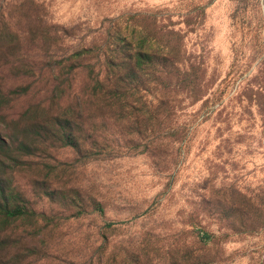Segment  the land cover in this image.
Here are the masks:
<instances>
[{
	"label": "rangeland",
	"instance_id": "374dc122",
	"mask_svg": "<svg viewBox=\"0 0 264 264\" xmlns=\"http://www.w3.org/2000/svg\"><path fill=\"white\" fill-rule=\"evenodd\" d=\"M41 36L95 47L110 106L24 116ZM0 88V264H264V0H0Z\"/></svg>",
	"mask_w": 264,
	"mask_h": 264
},
{
	"label": "trees",
	"instance_id": "16d2710c",
	"mask_svg": "<svg viewBox=\"0 0 264 264\" xmlns=\"http://www.w3.org/2000/svg\"><path fill=\"white\" fill-rule=\"evenodd\" d=\"M4 41V39H3ZM17 46L19 47V54L12 55L14 62L11 66V71L13 72V76L15 79L24 80V79H32L33 81L43 79L44 72H49V77L54 80V84L52 85L53 89L51 91V95L49 96L50 106H48V102H39L31 106L25 113L26 115H36L41 116L45 112L47 116H53L54 120L59 121L61 119L67 118H78L83 119L87 112H95L98 108L96 102H90L87 104L86 101L83 100L84 96H88L92 98L101 97L100 92H104L107 98L103 97L104 104L109 105L111 103V96L112 92H116L120 87V80L119 77L114 88H108L105 85V82L111 78L110 74L108 76H103V74L96 71L97 65L92 63L91 57L93 56L94 48H81L79 53L75 54L73 57L66 59L64 57H58L53 61L52 59L49 61V53L52 46H57L56 40L55 44L53 45L52 40L44 39L41 37L28 39L27 45L34 49V57H30L25 53L26 51L22 52L25 40L16 39ZM9 50V49H8ZM38 52L43 55H38ZM143 52V49H142ZM146 52V51H145ZM142 57V58H141ZM148 58L146 54L143 55L136 54L135 60H141L143 58ZM54 58V57H53ZM93 58V57H92ZM37 60H43L41 63H38ZM139 64V63H138ZM9 63L7 62L5 66H8ZM87 73V84L84 89V92H75L72 99L71 96L66 97L65 94L67 90L69 92H73V84L74 80L78 73ZM117 76V75H116ZM115 76V77H116ZM26 83V82H25ZM31 84V83H30ZM30 84L22 85L18 84L19 88H23V94L27 93L30 89ZM67 98V100H65ZM101 100V99H100ZM5 105V93L0 88V113L3 111ZM55 109V110H54ZM101 109V108H100ZM54 111V112H52ZM66 135V134H65ZM67 138H70L71 135H66ZM71 144V143H70ZM6 216H13L19 211H14L11 208H8L6 211ZM116 224H111V226Z\"/></svg>",
	"mask_w": 264,
	"mask_h": 264
}]
</instances>
